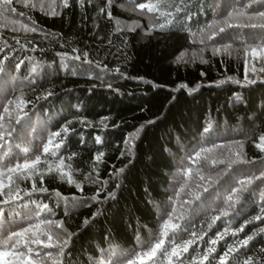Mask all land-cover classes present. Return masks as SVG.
<instances>
[{
	"label": "trees",
	"instance_id": "16d2710c",
	"mask_svg": "<svg viewBox=\"0 0 264 264\" xmlns=\"http://www.w3.org/2000/svg\"><path fill=\"white\" fill-rule=\"evenodd\" d=\"M150 2L12 0L0 11V131L12 132L0 171L40 157L30 178L0 177L15 197L0 196V241L52 221L72 235L63 253L40 247L52 253L44 264H220L229 248L225 264H264V78L244 81L251 48L264 47V0L139 7ZM61 160L74 183L57 175ZM169 221L179 227L163 236ZM159 239L167 252L141 261Z\"/></svg>",
	"mask_w": 264,
	"mask_h": 264
},
{
	"label": "snow or ice",
	"instance_id": "6c2138e0",
	"mask_svg": "<svg viewBox=\"0 0 264 264\" xmlns=\"http://www.w3.org/2000/svg\"><path fill=\"white\" fill-rule=\"evenodd\" d=\"M84 0H79V3L83 5ZM109 4L111 3V0H108ZM12 0H0V11H3L6 6L11 5ZM63 6L68 7L69 6V0H62ZM162 0H156L155 3H149L148 5H140L139 7L141 9L147 8L149 12H156L159 11L161 7ZM101 11H104V9H101ZM177 11H180L179 8H177ZM52 15H58L55 10L51 13ZM109 18H111V13H108ZM162 16H168L170 17L172 14L171 13H161ZM240 15H243V13H240ZM261 17H264V12L259 13ZM170 22V21H169ZM161 28L165 27V25H160ZM252 27H257V25L253 24ZM260 27H264V24L260 25ZM29 31H36V29L31 28L27 29ZM221 32L224 31V29H220ZM225 51H228V47H225ZM216 51H220V49H216ZM251 53L253 56H259V55H264V47H260L259 51L257 48H251ZM79 57H77L78 59ZM261 71H264V68L261 69ZM231 79V78H229ZM245 80H247L248 83H255L254 80H248L247 75H245ZM239 83L238 81H236ZM24 103L23 100H20L19 103H17V107H20ZM7 111V109H5ZM2 119V117H0ZM19 122V121H18ZM4 126L0 124V128H3ZM64 132L68 131V128L65 127L63 129ZM12 132L11 131H0V141L5 140L6 136H11ZM54 136H60V133L57 132L54 134ZM53 141L49 140V144H52ZM62 143V141H61ZM258 148H260L262 151H264V136L260 137V143L256 145ZM55 147L58 149L60 147V144H56ZM29 151L28 148L24 149V152L27 153ZM50 151L49 146L45 145L44 146V152L48 153ZM103 154L101 153L99 156L96 157V160L99 161L101 156ZM40 162V157H36L35 160L29 161L25 160L22 164L17 163L15 166L8 167L6 169V173H16L17 177L19 179H27L30 178L32 171L35 169V166L39 164ZM68 168L69 171L65 172L64 168ZM71 166L70 165H64V161L61 160L59 165L57 166V175H59L60 179H64L65 176H67V182L68 183H74L72 179V174L70 171ZM48 170L51 172L52 168L49 166ZM4 171H0V177H3L6 174ZM41 181L43 180V176L41 175L40 177ZM13 183V178L12 176H8V183L6 184L3 179H0V196L5 195V192L3 189L8 188L9 189V199H5L3 201L4 204L10 203L15 197L11 196V185ZM77 188H79V184L76 185ZM33 190H36L35 183L33 184ZM41 191H46V189H40ZM222 215L227 216L228 213L224 212ZM218 218V217H217ZM255 219H264V217L257 216ZM47 225V230H42V225L41 224H36V225H29L28 227H24L19 231H14L11 232L10 235H7L6 239L3 241H0V249L8 248L11 249L10 251H3L0 250V258L4 256H12L14 258L13 264H44V256L51 257L52 253L47 252L42 255L40 251V247L50 249V248H59L60 253H63L64 247H67L70 239H71V233H68L67 238L61 239L60 234L56 233L54 234L52 232L53 226L57 229L62 227V222H52V221H46L44 222ZM179 226L172 224L171 221L165 223L164 225V232L163 236H168L169 229L175 230ZM243 229H241L242 231ZM66 231V230H65ZM39 233V234H38ZM31 234V236H29ZM46 237L47 239H41V237ZM221 238H223V235L221 234ZM252 236H249L248 238L244 239L241 242L242 246H247L249 241L252 239ZM193 240L187 241L183 246H182V251L183 252H188L189 245L193 244ZM212 244H216L217 241L213 240L211 242ZM164 239H159L155 245L150 249V251L146 252L143 254L141 257V261L148 259L152 260L157 256V253L161 251L162 249L167 252V249L164 247ZM33 245H36L38 247H33ZM209 251H214V249H209ZM234 249L229 248L227 252L224 253V256L220 258V264H225V258L233 252ZM179 256V251L177 247H173L171 252L169 253V259L171 257H178ZM204 259H208L207 256L204 257Z\"/></svg>",
	"mask_w": 264,
	"mask_h": 264
},
{
	"label": "rangeland",
	"instance_id": "374dc122",
	"mask_svg": "<svg viewBox=\"0 0 264 264\" xmlns=\"http://www.w3.org/2000/svg\"><path fill=\"white\" fill-rule=\"evenodd\" d=\"M245 63V75H247L248 80L253 78H264V71H261V69L264 68V55L253 56L251 53ZM244 81L247 80L244 78Z\"/></svg>",
	"mask_w": 264,
	"mask_h": 264
}]
</instances>
